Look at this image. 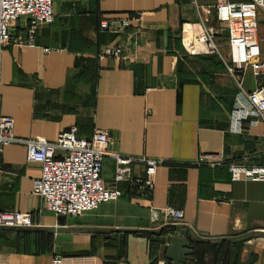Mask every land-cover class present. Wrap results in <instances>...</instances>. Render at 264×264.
<instances>
[{
  "label": "crops",
  "instance_id": "obj_1",
  "mask_svg": "<svg viewBox=\"0 0 264 264\" xmlns=\"http://www.w3.org/2000/svg\"><path fill=\"white\" fill-rule=\"evenodd\" d=\"M214 3L54 0L52 23L37 30L35 47L0 49V116L12 120V137L53 141L71 127L85 139L104 132L105 185L112 184L114 156L133 159L131 177L138 180L140 160L159 162L148 194L115 184L117 201L54 218L32 192L39 166L25 162L22 144L0 146V212L33 220L25 230L0 229V264H51L55 256L59 264H264V182L231 181L224 166L195 164L203 155L264 167L263 126L225 131L236 86L225 71L223 30L214 36L219 57L187 56L181 44L186 26L214 27ZM110 19H126L128 28L100 33L98 23ZM256 20L264 61V9ZM25 28L20 19L12 36L23 39ZM106 45L120 48L119 59L99 57ZM240 80L245 90L255 85L248 71ZM167 206L183 219L159 215L152 223L151 210ZM172 237L188 246L181 262L166 257Z\"/></svg>",
  "mask_w": 264,
  "mask_h": 264
},
{
  "label": "built area",
  "instance_id": "obj_2",
  "mask_svg": "<svg viewBox=\"0 0 264 264\" xmlns=\"http://www.w3.org/2000/svg\"><path fill=\"white\" fill-rule=\"evenodd\" d=\"M53 2L54 0H0V49L10 44L35 47L37 30L52 23ZM259 9H264V0H215L213 11L218 28L189 25L182 29L181 44L187 56L219 57L214 36L220 30L227 32L230 66H225V70L236 86L227 113L225 131L230 135H240L245 127H264V83L259 81L264 77V61L260 59L256 20ZM20 19L26 22L23 39L11 34ZM128 23L126 19L102 20L98 23V30L103 34L117 36L128 28ZM120 53L118 46L106 45L101 49L99 57L119 59ZM244 71H248L255 81L250 90H245L240 80ZM12 126L13 122L9 117L0 116V146L9 143L24 146L25 162L39 166V175L32 183V192L41 199L43 210L54 218L77 217L95 210L99 204L117 201L121 191L113 187L115 184L134 186L139 192L144 191L146 194L153 186L152 178L159 162L140 160L144 166V178L138 180L131 177L130 168L134 160L118 156H114L112 184H104L100 172L109 138L102 131H94L85 139L78 136L75 127H71L58 133L53 141H47L42 136L19 140L11 135ZM195 164L208 168L224 166L231 181L264 182V167H247L227 162L220 156L203 155L197 158ZM159 215L163 221L171 223L183 219L181 210L167 206L159 210L152 209L151 222H157ZM32 226L33 220L29 213L0 212V229L25 230ZM51 264H59L58 257L55 256Z\"/></svg>",
  "mask_w": 264,
  "mask_h": 264
},
{
  "label": "water",
  "instance_id": "obj_3",
  "mask_svg": "<svg viewBox=\"0 0 264 264\" xmlns=\"http://www.w3.org/2000/svg\"><path fill=\"white\" fill-rule=\"evenodd\" d=\"M13 34V31H11ZM223 36L227 37V32L223 30ZM188 248L186 242L183 239L178 238H168V243L166 246V257L172 262H181L182 256L188 253Z\"/></svg>",
  "mask_w": 264,
  "mask_h": 264
},
{
  "label": "rangeland",
  "instance_id": "obj_4",
  "mask_svg": "<svg viewBox=\"0 0 264 264\" xmlns=\"http://www.w3.org/2000/svg\"><path fill=\"white\" fill-rule=\"evenodd\" d=\"M231 1H240V2H242V0H231ZM214 20H215V18H214ZM216 22V21H215ZM217 24V23H216ZM216 24H214L213 26V28H217V27H215L216 26ZM218 25V24H217ZM223 42V45L225 46V44H224V42L225 41H222ZM217 44H218V47H217V49H218V51L220 52V46H219V43L217 42ZM226 45H228V44H226ZM227 66H230V64L229 65H227ZM226 71V70H225Z\"/></svg>",
  "mask_w": 264,
  "mask_h": 264
},
{
  "label": "trees",
  "instance_id": "obj_5",
  "mask_svg": "<svg viewBox=\"0 0 264 264\" xmlns=\"http://www.w3.org/2000/svg\"><path fill=\"white\" fill-rule=\"evenodd\" d=\"M242 1H246V0H242Z\"/></svg>",
  "mask_w": 264,
  "mask_h": 264
}]
</instances>
